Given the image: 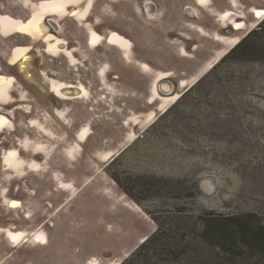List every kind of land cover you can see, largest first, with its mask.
Segmentation results:
<instances>
[{"label":"rangeland","instance_id":"1","mask_svg":"<svg viewBox=\"0 0 264 264\" xmlns=\"http://www.w3.org/2000/svg\"><path fill=\"white\" fill-rule=\"evenodd\" d=\"M30 1L34 4L28 0L25 2L24 6L29 11L28 19L23 17V20H31L27 24L26 21L20 23L28 25L26 35L39 41L32 43L26 38L22 43L11 44L12 47H42V41L47 52L56 57L62 52L60 46L63 42L51 33L64 39L75 36L80 43H69L68 46L77 47L82 57L75 55L80 64L74 66H68L64 57L59 61L46 56L42 63L37 54L27 55V48L15 47L10 59L14 66L0 72V98L4 100L11 90L15 100L22 99L7 107L14 111L11 118L8 115L12 113L7 109L0 111V264L46 262L44 256L47 253L41 257L38 256L41 253L35 252V243H44L43 239L40 236L32 239L31 233L41 223L46 224L44 229L48 232L52 229L48 224L52 225L50 222H54L59 214L67 223L68 230L59 237L48 232V237L59 244L60 255L66 252L73 254V264H88V260L89 264L123 263L143 243L141 238H148L155 232L154 220L161 223L180 218L187 227L183 230L179 226L176 231L195 240V244L201 237L204 219L223 217L236 223L243 220L264 227V50L255 54L258 60L254 61L240 57L224 58L238 41L263 21L257 23L264 14V8L251 10L256 21L251 14L247 15L246 28L243 22L236 20L243 17L240 14L234 15L231 10H226L225 14L217 11L219 23L227 26L221 28L213 23V10L203 9L197 15L196 11L186 8L194 5L192 0H141V14H137V20L156 33L150 45L156 46L157 54L167 53L172 57L171 66L154 65L153 62L151 65L156 71L167 72L174 68L177 73L186 72V67L194 63L200 69L213 56L212 51L221 49L219 44L199 33L193 25L196 22L206 26L209 33L218 30L229 38L216 36V41L228 48L227 52H217L200 70L201 73H197L198 78L181 81V90L177 89L178 80L188 78L193 69L186 76L167 79L177 95L164 97L160 94L157 82L171 76L160 73L153 83L149 100L150 105L155 102L161 104L157 109L159 113L155 118L151 114L146 126L138 129L129 124L124 127L123 122L130 112L137 114L147 109L145 101L153 74H149L150 69L144 64L140 67L147 74L136 65L120 59L116 49L125 58L130 57L131 52L132 45L124 37L119 34L120 37H111L110 34L115 32L108 34L105 40L114 49L103 43L104 38L89 26L87 32L81 23L84 20L91 25L96 21H119L121 18L116 15V7L124 1L89 0L91 11H88L90 6L87 3L86 11L79 13L77 9L75 15L72 14L74 3L79 8L86 0H70V4L60 5L58 9L57 6L55 10L54 7L43 6L49 0ZM208 1L197 0V3L205 7L209 5ZM8 2L16 4V8L21 6L19 0H0L4 5ZM150 3L155 9L152 13ZM126 4L131 5V0ZM105 5L108 9L101 11ZM162 5L178 11L177 14L165 11ZM225 9H230V6L223 7ZM68 14L80 25L74 26L73 18ZM47 18L60 20L58 23L63 25V29L56 27L59 33H55L46 25ZM127 21L131 26L125 35L131 37L133 27L131 20ZM254 21L255 26L248 27ZM101 25H94L95 30L105 34ZM232 29L235 37H230L234 35ZM6 31L10 34L9 29ZM87 35L91 49L87 46ZM194 45H198L196 51L205 52L197 62V56L189 58ZM143 46L145 44L136 43L134 59H139L138 53ZM182 49L188 51L184 56ZM20 57L22 62L26 60L21 63L23 67H20ZM160 58L168 60L167 56ZM103 64H111L112 67L108 71V84L117 81L113 77L117 71L124 70V75L118 76L121 83L117 90L102 84L98 77L106 73L102 68L97 75L98 67ZM62 83L73 87L69 89ZM122 85L124 87L120 88ZM79 86L88 89V99L81 97L84 93H80ZM88 123L92 133L90 135L89 128L79 131L78 141H86L80 143V153H68L71 161L64 149L73 145L76 132ZM131 128L136 137L130 135V140L125 142ZM28 137L34 142L25 140ZM36 138L38 143L45 144L40 146L46 153L44 156L30 151L21 152L22 147L34 145ZM115 149L116 153L108 156L105 163L97 155L100 153L103 157V153ZM37 152L43 153L41 150ZM21 158L34 161L28 164ZM43 159L44 169L39 167L38 170L35 161ZM23 165L30 166L33 171ZM51 178L55 181L50 182ZM60 181L67 183L68 190L75 192L68 204L62 205L68 196L65 188L54 190ZM37 183H44L45 187L37 189ZM121 198L122 205L127 203L137 210L132 211L135 217L123 212L115 214ZM137 228L138 235L132 239L129 236L133 232L129 235V231ZM246 243L254 245L250 240ZM97 245L99 248L96 250ZM63 260L60 258L61 263ZM164 260L165 257L160 255L154 262L166 264ZM240 261L230 262L223 258L224 264H241ZM65 262L71 263V259Z\"/></svg>","mask_w":264,"mask_h":264},{"label":"crops","instance_id":"2","mask_svg":"<svg viewBox=\"0 0 264 264\" xmlns=\"http://www.w3.org/2000/svg\"><path fill=\"white\" fill-rule=\"evenodd\" d=\"M26 1L27 0H19V3L21 4V6L18 7V8H16L17 7L16 4L15 5H11V3H9V2L6 5H4L3 3H0V72L5 71L6 68H11L10 67L11 66L10 65L11 51L15 47L29 48V51L27 52V55H30L32 57L34 54H37V58L40 57L43 60L42 63L47 58L46 56H49V57H51V59H57L59 61H60L61 57H64L66 60H68V66L69 65L70 66H74V65L78 64L79 62H78V59L75 57V55L78 56V57H82V55L78 51V48L77 47H69L68 46L69 43H72V44L80 43V41H78L75 36H70V37H68L69 39L68 38L64 39V38H60V37L56 36L57 38H59L63 42V44L60 46V50L62 52L59 53L58 56H56V57L51 56V55H49L47 53L45 44L42 41H41V46L42 47L33 46V45H30V46H15V47H12L11 44H13V43H22L24 39L28 38L27 36H25L24 34H22V33H25L26 34V32L28 33V31L26 30V26H28V25L25 26L24 24H21L20 23V22H25L28 19V17H27L28 16L27 15V11H29V10L26 9L25 6H24ZM28 1L31 2L30 0H28ZM37 1L39 2V1H45V0H37ZM114 1L117 2L118 0H114ZM123 1L124 2H123V4L121 6L116 7V15L118 16V18H121L119 21H116V19L114 20V22L111 21V20H106V21L104 20L101 23H99V22L96 21V22H94L93 25H91V23H89L86 20H84L81 23H83L84 28H86L87 32H88V26H89L90 29H92L97 34L101 35L104 38L103 43L108 44L109 46H111V45L109 43H107V40H105L109 33H111V32L117 33V34H115V33L110 34L111 37H112V35H117V36L121 35L122 37H124V39H126V41H128L132 45L131 46L130 57L125 58L123 56L122 52H120L115 47L111 46L114 49H116V51L120 55V59L121 60H124L127 63L136 65L143 73H145V72L141 69L140 65L144 64V65H146V66L149 67V69H150L149 70V72H150L149 74H153L154 78L150 82L149 89H148V96H147L146 101H145L146 102L147 109H145L143 112H138L137 114L135 112H130V116L127 117L126 120L123 122L124 127H128V124H129V125H132L133 127H137L138 129H141L142 126H146L147 122L150 121L148 119V117L151 114L154 117V116H156L157 113H159L157 109L159 108V106H161V104L155 102L152 105H150V103H149V100L152 97L153 83L156 81V77L160 73H164V74H167V75H171V76L167 77L166 79L157 82V84H156L157 90L160 92L161 95H163V96L165 95L164 97L170 96L171 94H173V96L174 95H177V93H174V87H173V85L167 79L170 78V77L177 76V75L186 76V75H188L187 73L193 69L194 72L191 73V75L188 76V78H183V79L178 80L177 89L178 90H181L182 87L179 88L181 81H183V80L184 81H190L192 78H198L199 77L198 76L199 74L197 75V73L200 70L202 71L204 65L208 61H210L214 56H216L217 52L223 51V50H224L225 53L227 52V49L228 48L226 49L222 44H220L218 41H216V39H215L216 36H221V37H225V38H229V37H226V36L218 33V30H215V31H212V32L209 33L206 30V26H202V24H200V23L198 24V22H196L193 25H195V27L198 28L199 33L201 35H204V36L210 38L212 41L216 42L217 44H219L221 46V49L216 50V51H212L214 53L213 56L207 62H205V64H203V66L200 69L197 68V67H195L196 63H194L193 65L191 64V65H189V66L186 67V69H187L186 72L185 71H181L180 73H177L175 70H173L174 68L172 70H168L167 72L160 71V70H157L156 71V70H154V68L151 65L153 62H155L154 65L155 64L163 65V67L171 66L170 64L172 62V57L169 54H167V53L166 54H160V53L157 54L156 53V49H155L156 46H151L150 45V43H152L154 41L153 40V37H155L156 33L153 32L150 28L144 27L142 25V23H139V21L137 20V17H139V16H137V14H141V12L139 11V7H140L139 6V3H140L141 0H131V3H132L131 5H127L126 4V2L128 0H123ZM192 1H194V5L188 6L186 8H189L192 11L193 10L196 11L197 12V15L200 14L198 12L200 10H203V9L213 10L214 13H212V14L215 17V19H213V23L215 22L221 28H226L227 26L226 27H223L221 25V23H219V21H218L219 18L216 16L217 11H224L223 14H225V11L226 10H231V12H233L234 15L240 14L243 17L242 18H236V20L237 21H240V22H243L245 24V28H246L247 27V24H246L247 15H249V14L252 15V13H250L251 10L253 8H258V9L264 8V1L263 0H209L208 1L209 2V5H207L205 7H201L197 3V0H192ZM31 3H33V2H31ZM66 3L67 4H70V0H55V1L49 0V1L45 2V3H43V6L44 7H47L48 6V7H51L52 9L54 7V10H55V7L58 6L57 7V9H58V8H60L59 7L60 5L66 6ZM87 3H89L88 6H90V8H89L88 11L90 12L91 9H92V7H91V4L92 3H90L89 0L88 1L86 0L85 4L82 6L84 8H82L81 6L79 8H76V4L74 3V5H73V13L72 14L75 15L77 9H79V11H78L79 13H81L83 11H86ZM260 3H262L263 5L259 6ZM232 4L235 5L234 8L232 7ZM214 5H216V7H214ZM67 6H70V5H67ZM150 6H151L150 7V10H151V13H152V12L155 11V9L151 5V3H150ZM225 6L226 7L227 6H230V9L223 10V7H225ZM103 7H105V8H102L101 11H104V10L106 11V9H108V6L107 5H105ZM244 8H247L246 11L243 10ZM156 9H157V7H156ZM163 9L165 11H169V12L172 11L173 14L174 13L177 14V12H178V11H175L173 9L172 10H169L167 7L165 8L164 6H163ZM23 17L26 18L25 21L23 20ZM135 17H136V19H135ZM252 17H253V15H252ZM263 17H264V14L260 16V18L258 19L257 23L260 22ZM127 19L131 20L132 27H133V35L131 37H128L127 35H125L126 33L129 32V28L131 26L129 24V22L127 21ZM253 19H254V17H253ZM56 21L59 22L60 20L59 21L56 20ZM72 21H73L72 23H74V26H75V24H77V23L79 24L80 23V22L75 21L74 19H72ZM255 21L253 23H250L248 25V27L253 28L255 26V24H256ZM72 23H70L71 26H72ZM99 24H102L101 25L102 27L100 26V28H101V30L103 29V31H105V34L98 33L95 30V26H98ZM6 28L10 30V34L7 33ZM58 28L59 29H63V25L58 26ZM113 29H115V30H113ZM55 33L58 34L59 32H55ZM4 34H7V37H5ZM230 37H235V31H234V35H231ZM236 37H238V36H236ZM28 39H30V38H28ZM30 40L32 41V43L33 42L34 43H38L37 41H39V40H32V39H30ZM86 40H87V46H88V48L91 49L90 46H89V44H88V35L86 37ZM179 42H181V41H179ZM103 43H102V45H103ZM136 43L138 45L139 44H145V46L140 47L141 52L138 53L139 59H134V55L136 54V53H134L135 52L134 49H135ZM65 45H67V46H65ZM197 49H198V45H194L192 47V49L190 50L191 51V54H189L190 55L189 58H192V59L195 56H197L196 59H195L196 62H197V58L200 55H204L205 54L204 51H202L201 53L198 52V51H196ZM19 51H22V50H19ZM23 51H24V49H23ZM182 51H183V54H182L183 56H184V54H187L188 53V51H186L184 49H182L181 52ZM161 56H167L168 57V60H165V61L162 60L160 58ZM24 57L27 58V56H24ZM146 59L148 61L145 62L144 60H146ZM18 60L21 61L22 58L20 57ZM86 60H87V58H86ZM21 63H24V62H22V61L20 62V67L22 66ZM117 64H118V62H117ZM112 66H113V64H112ZM98 68L99 69L97 71V75H98L99 71L102 68H105L106 69L105 75L104 76H99L98 75V77L100 78L102 84H105L107 86V84L109 83L108 82V71H110V68H112L111 67V64H103L101 68L100 67H98ZM74 70H77V69L75 68ZM201 71L199 73H201ZM145 74H147V73H145ZM120 75H122V76L124 75V70L120 69L119 71H117V73L115 74V76H113L117 81L108 84V85L111 86V88H115V90L118 89V86L121 83L119 81V77H118ZM8 78H10V77H8ZM13 83H12V85H16V84H13ZM59 83H61V82H59ZM63 85L69 86L70 87L69 89H71L73 87L72 85H69V84H63ZM162 85H167L168 86V91H166L164 93L161 92ZM156 86H154L155 89H156ZM123 87L124 86L122 85L120 88H123ZM21 89H22V91H24L23 88H21ZM69 89H64V90H69ZM99 89H102V88L100 87ZM78 90L80 91V93H84L81 96L82 98L88 99L89 96H88V94L86 95V93L89 92L88 89H86L83 86H79ZM10 91L11 90H9V92H7V97L4 98V100L0 98V103L1 102L3 103V104L2 103L0 104V111H2L3 108L7 109L9 112L12 113V114H9L10 116L8 115V117L11 118L13 116L14 111L8 109L7 107H10V105L13 104L14 102H19V100L22 101V99L15 100L13 98V95L11 94ZM50 91H51V89H50ZM20 96H21V98H23V96L21 94V91H20ZM64 100H66V99H64ZM23 101H24V99H23ZM160 113H162V112H160ZM138 119L140 121H138ZM0 123H1V121H0ZM84 128H86V129L89 128L90 135H91L92 132H91V128H90L89 123L87 125H83L76 132V134L74 136L75 137V142L73 143V145L70 146L69 148L64 149V152H65L66 157L69 160H71V161H72V158L69 156L68 153L69 152L70 153L73 152L74 154H76V152L80 153L82 151V149L80 147V143H84L86 141L85 140L83 142H79L78 141V138H77L78 135H79V133H80L79 131H81V129H84ZM130 135H132L131 137H136V134L134 133V131H133L132 128L130 129V131L126 135V137H125L126 139L124 140L125 142H127V141L130 140L129 139ZM25 140H27V141H33L34 142V139H32L30 137L26 138ZM39 144H41V145H39ZM43 145H45V144L43 142H40V141L38 143L37 142V138H36V143H34V145L31 144V145H28V147H22L21 152L22 151H30V152H34V155L44 156L46 153H45L44 149L41 148ZM39 150H41L43 153H38L37 151H39ZM113 153H116V149L115 150H110L108 152L103 153V155H104L103 157H102V155L100 153L97 154V155L98 156L100 155L99 156V159L105 163V161L107 160L108 156H110ZM98 156H97V158H98ZM21 160L24 163H28V164H29L30 161H34V160H30V159H25V158H21ZM35 163L38 165V170H39V167H41L42 170L44 169L43 166L45 164V159H43L40 162H36L35 161ZM23 167H26V169H29V170L33 171L30 166L28 167V166L23 165ZM58 176H59V172H57V177ZM53 177L55 178L56 176H53ZM54 178H51L50 182L51 181L54 182L55 181ZM90 181L91 180H88L87 182H90ZM35 186H36L37 189H40V188L42 189L43 187H45V184L44 183H37V185H35ZM60 188L61 189L62 188H65L64 191L67 192L66 195L68 194V196L65 198V201L62 203V205H64V203H67L68 204L71 201V197H72V195L75 194V192L72 191V190L71 191L68 190L67 183H64V181H60L59 184H57L56 189H54V190H57V189H60ZM54 190H52V191H54ZM111 191H112V188H111ZM52 196H53L52 198H54V194L53 193H52ZM58 198H59V196H58ZM122 201H123L122 198L120 200H118L119 205H117V209H116V213L115 214L117 215V214H119V212H123L125 214L131 215L132 217H135V215L133 214V212H135L137 210H135L133 207L129 206L127 203L122 205ZM36 203H41V202H38L37 201ZM60 215L61 214H59L57 216V218L53 219L54 222H50L52 225H49L48 224V226L50 228H52L50 230H47L49 232V235H53V236L59 237L61 234L63 236H64V234H66V232L68 230L67 223L65 222L64 218L60 217ZM26 218L28 219V217H26ZM67 218L69 219V217H67ZM35 222H36V220H35ZM45 225H46L45 223H43V224L41 223L40 225L36 226L35 227V230L31 233V237H33L32 239H34V237H39L40 236L41 240L43 239V242H44V243H41V244L35 243L36 244L35 245V252L41 253V255H38V256H41V257H43V254L47 253L46 256H44L46 258L45 259L46 262H44V263H46V264H73V257H74L73 254H69V252H66V253H63L62 255H60V253H59L60 252V250H59V244L56 243V242H54V241L52 242V240L50 241V238L48 237V232H46L45 229H44ZM138 230H139V228H137V230H134L133 229V230L129 231V235H130V232H133L129 237H131L132 239L135 238L138 235ZM113 235H116V234H113ZM48 238H49V240H48ZM141 239H143L142 241L144 242L147 239V237H143ZM141 239H139V241H138L139 244L142 243ZM48 241H49V243H48ZM65 241H67V239H65ZM98 248L99 247L97 245L95 249L97 250ZM60 258H63L64 259L63 260L64 262L62 261L63 263L60 262ZM41 259H44V258H41ZM70 259H71V263H66L65 262L66 260H70ZM44 263H42V264H44ZM89 263L90 262L88 260V264Z\"/></svg>","mask_w":264,"mask_h":264},{"label":"trees","instance_id":"3","mask_svg":"<svg viewBox=\"0 0 264 264\" xmlns=\"http://www.w3.org/2000/svg\"><path fill=\"white\" fill-rule=\"evenodd\" d=\"M262 20L259 25L264 26V18ZM259 25L224 58L258 60L255 54L264 50V43L261 42L264 40L261 39L264 28ZM114 180L118 183L116 178ZM154 221L157 227L155 232L121 264H158L154 261L160 255L165 257L166 264H224L223 258L230 262L240 259L241 264H264V227L257 223H253V226L247 221L236 223L233 219L223 217L204 219L201 237L195 244V240L176 231L179 226L183 230L187 227L180 218L161 223ZM246 240L253 241L254 245L246 243Z\"/></svg>","mask_w":264,"mask_h":264},{"label":"flooded vegetation","instance_id":"4","mask_svg":"<svg viewBox=\"0 0 264 264\" xmlns=\"http://www.w3.org/2000/svg\"><path fill=\"white\" fill-rule=\"evenodd\" d=\"M70 10L71 9H69L68 10V12L70 13ZM42 15H43V13H42ZM44 16V15H43ZM68 17H71L70 16V14H68ZM71 18H73V17H71ZM74 19V18H73ZM31 20V19H30ZM30 20H28V21H26L25 23L27 24V23H29V21ZM75 20V19H74ZM45 23H46V25L48 26V28H50V29H53L54 30V32H57V28H58V26H60L59 25V23L56 21V20H52V19H45ZM58 25V26H57ZM26 26V25H25ZM33 26V28H35V24H33L32 25ZM57 27V28H56ZM59 29V28H58ZM59 32V31H58ZM22 34H24L25 36H27L28 38H30V39H33L34 40V38H32V36H30V35H26L25 33H22ZM51 35L52 36H54V37H56L55 35H53L52 33H51ZM28 49V51H29V48H27ZM47 49V48H46ZM47 51V50H46ZM48 53V52H47ZM12 54H13V51H12ZM49 55H52V54H50V53H48ZM52 56H54V55H52ZM24 62H26V60L24 61ZM10 65L11 66H14V65H12L11 64V61H10ZM21 67H23V66H21Z\"/></svg>","mask_w":264,"mask_h":264},{"label":"bare ground","instance_id":"5","mask_svg":"<svg viewBox=\"0 0 264 264\" xmlns=\"http://www.w3.org/2000/svg\"><path fill=\"white\" fill-rule=\"evenodd\" d=\"M38 26H40V24H38ZM41 31L44 32V29H43L42 26H41ZM161 89H162L161 91L166 92V89L168 90V86L167 85H162Z\"/></svg>","mask_w":264,"mask_h":264},{"label":"snow or ice","instance_id":"6","mask_svg":"<svg viewBox=\"0 0 264 264\" xmlns=\"http://www.w3.org/2000/svg\"><path fill=\"white\" fill-rule=\"evenodd\" d=\"M13 206H15V205H13Z\"/></svg>","mask_w":264,"mask_h":264},{"label":"water","instance_id":"7","mask_svg":"<svg viewBox=\"0 0 264 264\" xmlns=\"http://www.w3.org/2000/svg\"><path fill=\"white\" fill-rule=\"evenodd\" d=\"M166 82V81H165Z\"/></svg>","mask_w":264,"mask_h":264}]
</instances>
